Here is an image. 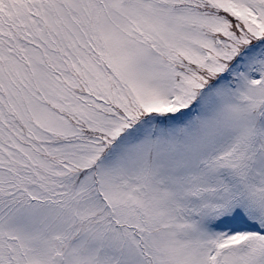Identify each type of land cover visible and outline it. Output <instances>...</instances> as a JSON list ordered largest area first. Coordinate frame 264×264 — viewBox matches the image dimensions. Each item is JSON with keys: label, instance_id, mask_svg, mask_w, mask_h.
<instances>
[{"label": "snow or ice", "instance_id": "6c2138e0", "mask_svg": "<svg viewBox=\"0 0 264 264\" xmlns=\"http://www.w3.org/2000/svg\"><path fill=\"white\" fill-rule=\"evenodd\" d=\"M0 264H264V0H0Z\"/></svg>", "mask_w": 264, "mask_h": 264}]
</instances>
